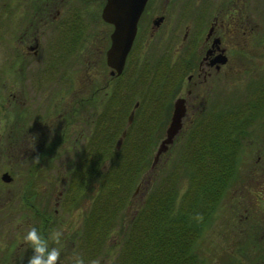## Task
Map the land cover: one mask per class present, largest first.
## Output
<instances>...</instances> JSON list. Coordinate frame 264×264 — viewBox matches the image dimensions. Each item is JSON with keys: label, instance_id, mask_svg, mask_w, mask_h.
I'll return each instance as SVG.
<instances>
[{"label": "rangeland", "instance_id": "1", "mask_svg": "<svg viewBox=\"0 0 264 264\" xmlns=\"http://www.w3.org/2000/svg\"><path fill=\"white\" fill-rule=\"evenodd\" d=\"M28 1L31 3L30 0H0V176L6 172L11 178L7 183L0 180V258L6 257L7 264H28L32 249L24 243L23 236L34 226L45 237L53 231L62 232L59 245L50 241V247L61 250L60 264H75L77 258L83 259L84 264H92L93 261L117 264L121 232L144 209L150 191L153 188L172 189L178 195L174 202H178L185 193L188 178L180 171L181 168H176L181 149L183 154L184 145L185 148L193 145L199 149L206 142H213L214 123L192 124L185 144L183 133L188 124L183 123L180 133L174 136L167 150L157 152L156 146L164 138L162 127L149 155V167L145 166L146 171L130 184L131 188L123 196L124 202L119 204L117 192L108 188L101 203L96 205L98 199L93 193L98 190L94 188L90 192L84 186L77 188L72 181L77 172L84 169L86 152L91 148L90 140L96 133L93 127L100 121L106 126L113 115L111 111L102 110L105 96L101 86L108 73L101 54L93 51L102 41L101 26L92 27V44H87V53L81 55L77 50L72 58L61 57L55 48L63 28L55 26V22L42 29L37 25L29 26L30 15L33 12L38 15V11L31 10ZM79 1L84 6L83 15L94 18L96 0H87L90 8H86L84 0ZM64 27L66 29L67 26ZM30 31H34L31 34L38 40L35 55L26 48L16 49L18 38L25 32L30 34ZM246 66L257 70L262 68L256 71L255 77H258L264 70V58L248 61ZM129 75L126 73L124 77L127 81L124 87L130 85L129 94L132 90L141 91L149 86L142 71L134 77ZM239 77L243 79V76ZM245 78L220 81L221 104L242 100L248 94ZM72 88H75L77 103L74 115L67 117L68 92ZM84 95L90 97V101L77 106V100ZM144 104L143 111L146 108L158 109L157 105ZM149 113L153 114V111L147 109L144 115ZM132 121L133 116L130 122H125L124 128ZM158 123L156 120L155 124ZM248 127L250 136L244 139L242 149L234 153L237 154V179L219 198L210 201L213 204L209 218L202 220L199 235L191 244L196 264H264V199L261 198L264 196V180H254L249 175L257 156L252 146L260 143L264 136L263 117H258ZM120 146L115 147L116 150ZM231 146L229 151L235 150L236 145ZM90 171L95 169L90 168ZM107 171L108 167L103 166V170L96 173L102 176ZM117 183L124 187L122 181ZM121 187H118L119 191ZM234 195H247L253 199L250 198V202L249 198L245 199L242 205L235 204L231 202ZM113 203H117V211L113 210L116 211L115 217L100 226L105 232L104 244L91 256L89 245L81 242L83 231L88 226L86 217L93 207L94 211H111Z\"/></svg>", "mask_w": 264, "mask_h": 264}, {"label": "flooded vegetation", "instance_id": "2", "mask_svg": "<svg viewBox=\"0 0 264 264\" xmlns=\"http://www.w3.org/2000/svg\"><path fill=\"white\" fill-rule=\"evenodd\" d=\"M30 1L28 6L31 10L36 9L38 15L35 12L30 15L29 19H32L29 20V26L37 25L42 29L55 22V26L63 28V34L55 48V52L61 57L72 58L77 50L81 55L87 53V44L92 41V27L101 26L102 41L93 51L101 54L108 73V78L101 86L105 96L102 110L119 116L124 95L128 91L124 87L127 82L124 80L125 74L132 77L142 71L149 83V86L141 90H147L144 93V103L157 105L158 109H152V117L155 122H167L165 128L163 126L164 137L175 103H179L182 108L176 134L180 133L183 123L188 124L183 133V144L187 142L192 124L208 121L214 123V142L217 144L220 121L225 119L222 116L224 112L236 114L230 120L238 118L237 121L248 125L258 117H263L264 120V70L255 77L256 71L262 68L257 70L245 67L248 61L264 58V0H146L119 75H115L105 63L109 33L112 30V26L101 19L105 0H98V3L96 0L94 3V18L83 15L84 6L79 0ZM84 2L86 8H90L87 0ZM65 11H68L66 15ZM64 26H67L66 29ZM33 32H25L18 38L17 50L26 48L32 55L37 53L39 45L36 37L31 34ZM239 76L245 78L248 94L242 100L221 104L220 81L243 80ZM259 78L260 81H257ZM68 93L67 117H72L77 103L75 88ZM135 93L140 94V91L132 90L130 94ZM77 101V106H80L83 101L88 103L90 97L86 98L84 95ZM132 116L133 113L131 118ZM248 125L247 132L250 131ZM163 139L159 140L155 151H166L172 144V140L169 144H164ZM243 141L244 139L240 140L238 149H242ZM231 144L234 143H225L229 147H232ZM252 151L257 156L251 164L249 175L254 180H264V136L260 143L252 146ZM248 198L249 202L250 198L253 199L247 195H234L231 202L242 205ZM261 198L263 200L264 196ZM0 264H7L6 257L0 258Z\"/></svg>", "mask_w": 264, "mask_h": 264}, {"label": "trees", "instance_id": "3", "mask_svg": "<svg viewBox=\"0 0 264 264\" xmlns=\"http://www.w3.org/2000/svg\"><path fill=\"white\" fill-rule=\"evenodd\" d=\"M127 89L121 114L117 116L113 113L106 126L100 121L93 127L96 133L90 140L91 148L86 152L84 169L77 172L72 181L77 188L84 186L90 192L97 189L93 193L98 199L96 205L101 203L104 191L108 188L117 192L119 204L124 202L123 196L131 188L130 184L146 171L145 166L149 167V155L160 136L158 132L164 126L163 123L155 124L151 113L144 115L147 109L152 110H142L147 90L132 95L128 94L130 85ZM135 102L137 105L133 110V121L124 128L128 112L134 108ZM235 115L230 112L222 114L225 119L220 121L217 144L214 139L199 149L193 145L185 148L184 145L185 152L182 154L181 149L176 168H181L180 171L188 178L185 193L180 196L181 199L179 197L178 202H174L178 195L172 189L153 188L150 191L144 209L121 232L117 264H196V255L191 250L193 239L199 235L202 220L209 218L213 204L210 201L215 197L219 198L237 179V154L234 153H237L240 140L250 136L247 132L248 123L237 121L238 118L230 120ZM123 130L125 136L120 149L116 150L115 142ZM95 137L97 138L93 141ZM225 143H234L235 150L229 151L230 147ZM103 166L108 167V171L104 172L107 177L96 173L102 171ZM90 168L95 171H90ZM79 174L82 175L81 178ZM119 181L124 183V187L118 186ZM118 187L122 190L119 191ZM117 203L112 204L111 211H94L93 207L86 217L88 226L83 231L81 242L89 245L91 256L104 244L105 232L100 226L104 221L115 217Z\"/></svg>", "mask_w": 264, "mask_h": 264}, {"label": "water", "instance_id": "4", "mask_svg": "<svg viewBox=\"0 0 264 264\" xmlns=\"http://www.w3.org/2000/svg\"><path fill=\"white\" fill-rule=\"evenodd\" d=\"M146 0H105L101 9V19L112 26L109 33V47L105 53V63L119 75L124 64L127 52L130 49L136 28L137 19L143 9ZM132 113L128 116L130 122ZM182 115V108L179 103L173 106L170 122L165 131L164 144H169L173 136L179 130V121ZM116 140L115 147L119 148L121 137ZM10 176L3 172L0 180L4 183L10 181Z\"/></svg>", "mask_w": 264, "mask_h": 264}, {"label": "clouds", "instance_id": "5", "mask_svg": "<svg viewBox=\"0 0 264 264\" xmlns=\"http://www.w3.org/2000/svg\"><path fill=\"white\" fill-rule=\"evenodd\" d=\"M61 237V231H53L50 236L45 237L36 227L29 228L23 236L24 243L32 249L28 264H60L61 250L59 247H50V241L59 245ZM75 264H84V261L77 258ZM92 264L98 262L93 261Z\"/></svg>", "mask_w": 264, "mask_h": 264}]
</instances>
